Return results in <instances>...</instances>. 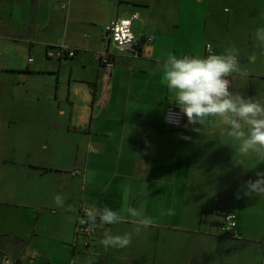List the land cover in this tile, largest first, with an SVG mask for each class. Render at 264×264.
Segmentation results:
<instances>
[{
	"label": "crops",
	"instance_id": "0c3cea01",
	"mask_svg": "<svg viewBox=\"0 0 264 264\" xmlns=\"http://www.w3.org/2000/svg\"><path fill=\"white\" fill-rule=\"evenodd\" d=\"M233 1L228 8L220 0H70L65 9L55 0H0V257L13 264H264V194H246L264 161L242 157L217 118L197 125L200 132L186 116L180 128L163 123L173 104L161 73L170 53L239 51L249 75L231 76L230 91L264 101V56L253 39L264 27V0ZM133 14L139 54L117 55L105 73L95 59L108 47L104 26ZM62 44L75 54L46 56ZM253 52L255 63L247 59ZM126 203L142 208L152 226L128 247L105 249V229L123 235L135 225L97 224L86 247L75 231L80 209L119 212ZM228 211L239 237L218 240Z\"/></svg>",
	"mask_w": 264,
	"mask_h": 264
},
{
	"label": "clouds",
	"instance_id": "9594fccd",
	"mask_svg": "<svg viewBox=\"0 0 264 264\" xmlns=\"http://www.w3.org/2000/svg\"><path fill=\"white\" fill-rule=\"evenodd\" d=\"M253 39L264 56V27L255 29ZM255 63L257 53L247 57ZM162 83L170 94V103L175 104L187 117V125L200 132L197 125H202L210 118H217L226 127L227 135L238 144L242 157L250 154L264 161V101L246 97L239 91H230V77L234 74L242 78L248 77V72L241 67L240 53L229 50L224 54H212L206 57L184 55L182 57L169 54L161 65ZM187 125H185L187 127ZM259 177L247 184V195L252 192L264 194V172H258ZM57 207L65 208L61 195L54 197ZM66 210L71 211V208ZM166 214L174 215V210L168 209ZM86 222L99 225H114L125 220L133 223L132 232L114 235L110 229H105L99 244L105 249L125 248L131 245L133 234L152 226L153 220L145 215L142 208L126 203L121 211H114L108 206L102 209L90 208L85 212Z\"/></svg>",
	"mask_w": 264,
	"mask_h": 264
},
{
	"label": "built area",
	"instance_id": "2783aa9c",
	"mask_svg": "<svg viewBox=\"0 0 264 264\" xmlns=\"http://www.w3.org/2000/svg\"><path fill=\"white\" fill-rule=\"evenodd\" d=\"M60 3L61 8L67 9L70 4V0H55ZM136 17L133 14L131 17H119L108 21L104 26V38L108 42V47L98 50L95 53V59L99 62L100 68L103 72H110L112 67L116 63V57L119 54H132L138 55V40L131 29V21ZM206 51L211 53V46L206 44ZM75 54V49L70 48L64 44L58 46H51L46 51L48 58H55L60 60H66ZM29 58V61H32ZM185 116L182 114L179 108L175 104H170L165 107L163 113V123L170 128H179L183 126ZM80 173L79 169L72 170V174ZM89 208H81L79 211V217L75 227L76 235H82L84 237V244L86 247L93 242L97 230V225H92L86 222L85 212ZM218 234L224 238H238L237 231V216L233 211H228L224 214L223 219L219 226ZM0 264H13L8 254H2L0 257Z\"/></svg>",
	"mask_w": 264,
	"mask_h": 264
},
{
	"label": "rangeland",
	"instance_id": "374dc122",
	"mask_svg": "<svg viewBox=\"0 0 264 264\" xmlns=\"http://www.w3.org/2000/svg\"><path fill=\"white\" fill-rule=\"evenodd\" d=\"M220 2L222 3V5H225L226 7L230 8L231 5H232V2L233 4L235 3L233 0H220ZM58 60V59H57ZM217 239L218 240H231L229 238H222L220 236H217Z\"/></svg>",
	"mask_w": 264,
	"mask_h": 264
},
{
	"label": "trees",
	"instance_id": "16d2710c",
	"mask_svg": "<svg viewBox=\"0 0 264 264\" xmlns=\"http://www.w3.org/2000/svg\"><path fill=\"white\" fill-rule=\"evenodd\" d=\"M182 127V126H181ZM180 128V127H179ZM221 223V222H220ZM219 226H220V224H219Z\"/></svg>",
	"mask_w": 264,
	"mask_h": 264
}]
</instances>
